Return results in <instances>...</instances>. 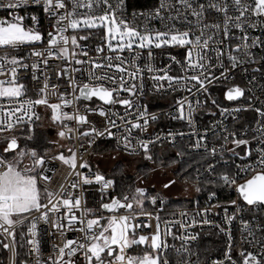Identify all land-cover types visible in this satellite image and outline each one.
Returning a JSON list of instances; mask_svg holds the SVG:
<instances>
[{
  "label": "snow or ice",
  "instance_id": "1",
  "mask_svg": "<svg viewBox=\"0 0 264 264\" xmlns=\"http://www.w3.org/2000/svg\"><path fill=\"white\" fill-rule=\"evenodd\" d=\"M30 8L37 11L29 14ZM129 8L128 0H0L7 13L0 16V246L8 252V264H25L17 261L16 246V229L25 225L35 264H202L200 252L193 250L199 234L189 232L197 225H211L225 237L222 254L206 255L203 264H264V101L251 88L230 83L236 69L246 76L250 66L259 65L253 73L264 68V0H157L146 11ZM156 20L161 27L153 26ZM158 56L166 57L160 65ZM54 63L58 83L50 84ZM145 73L149 91L181 94L170 115L189 128L187 134L169 130L145 138L158 119L141 103ZM29 77L43 81L35 98L27 95ZM217 94L229 103H221ZM82 102H88L83 112ZM38 106L50 111L61 139L72 138L69 122H74L77 137L87 138L81 148L84 143L91 148L97 139L115 141L116 151L142 156L156 167L180 165L177 175L192 168L195 192L208 186L204 206L195 201L190 219L180 212L184 220L175 223L181 235H173L169 221H163L162 231L157 208L163 209L165 200L159 193L129 185L122 195H109V188L116 190L115 179L93 173L74 148L67 156L59 152L47 158L49 149L36 144L33 134L41 118ZM245 112H253V120L240 123ZM92 115L98 121H91ZM203 115L213 119L201 128L197 117ZM229 118L232 127L225 123ZM178 140H187V147ZM165 142L178 147L167 165L152 151ZM49 159L68 165L78 177L66 194L63 185L58 194L40 186L50 179L44 174ZM145 178L136 179L143 184ZM189 179L190 173L185 183ZM175 183L169 179L162 187ZM93 184L101 198L95 210L82 206L75 194ZM225 189L236 199L220 201L218 192ZM221 211V222L209 218ZM249 212L253 215L246 218ZM40 221L63 238L47 260L39 258ZM237 221L239 240L232 232ZM69 231L80 235L66 238ZM168 236L180 239L181 246L170 245Z\"/></svg>",
  "mask_w": 264,
  "mask_h": 264
},
{
  "label": "built area",
  "instance_id": "2",
  "mask_svg": "<svg viewBox=\"0 0 264 264\" xmlns=\"http://www.w3.org/2000/svg\"><path fill=\"white\" fill-rule=\"evenodd\" d=\"M128 3L130 5L129 11L132 10V8H135L137 10H149L153 8L157 0H128ZM37 9L30 8L28 10V13L31 14L32 12H36ZM21 15H24V12L20 13ZM7 13L0 9V16H5ZM41 20L43 21V14L41 13ZM168 23L167 21H165ZM27 23V22H26ZM152 24L154 27H161V22L159 20L152 21ZM179 27V25H177ZM46 27V22H45ZM257 35L259 33H256ZM97 41L93 40L90 42V46L94 47ZM91 54V53H90ZM166 60V57H157L156 63L158 65L162 64ZM58 66V64H53L52 74L49 80V83H58L55 77V68ZM252 67H259V65H253L250 66L248 69V73L245 76L242 69H236L234 70L236 75L235 79L233 81H230L231 84H238L242 88H251L252 89V95L253 96H259L262 101H264V68L260 72L253 73ZM175 74V73H172ZM79 75V74H74ZM255 75L256 79L249 83L251 81L252 76ZM42 80L40 82H33L31 81L30 77L27 79L26 83L28 84V93L27 95L31 98H35L36 90L41 86ZM61 86V90H63V87L65 86L62 81L59 82ZM151 88V80L147 78V73H145V95L141 103L146 105V110L149 114H155L158 119L155 121V123H150V126L147 130V133L145 134V138H148L152 136L153 134H158L161 132L166 133L169 130L172 131H183L185 134H187L190 130L189 128L183 124L182 122L178 120L171 119V115L174 112L173 104L176 97L181 95L180 93H167L160 92L159 94L154 93L152 91H149L148 89ZM218 99L221 100V103L228 104L229 102L223 101V99L217 94ZM50 102H56L55 97H49ZM83 103L88 102H82L81 103V112H83ZM259 106L258 102H254ZM67 111H70L71 109H65ZM37 113L41 117V106H38L36 108ZM254 113L253 112H245L241 113L240 117V123L244 122H251L253 120ZM89 119L91 121H98L99 117L92 115L89 116ZM212 117L208 115H203L202 117H197L198 124L201 128H203L207 124L212 123ZM217 120L221 119L219 116L216 117ZM40 121V120H39ZM38 123V121H37ZM225 123L228 124L229 127H232V121L231 118L225 120ZM69 126L73 129V131L69 134L71 135V139H67L72 143V148L76 150L77 153V159L78 161L83 159L90 163L91 156L93 153V149L96 146L97 143H99L100 139H97L95 144L89 148L87 143H84V147L81 148L80 144L85 141L87 138H78L76 135V125L74 122H69ZM240 124H237L236 127H239ZM83 127L81 126L80 131H83ZM114 144V147L116 149L115 141H112ZM187 140L179 141L178 145L182 144L184 147H187ZM171 146L167 142L163 144H157L153 147H160V146ZM173 147V146H171ZM125 155H127L124 152H121ZM55 155H47V158L54 157ZM90 166V165H89ZM92 172H99L100 174L104 175L106 178H111L110 176H107L106 174L100 172L99 170L90 167ZM81 172H85L87 174V169H79ZM203 171V169H202ZM44 174L49 176L50 179L48 181H40L41 188H47L49 191L53 192L54 194H58L61 192V185H63V191L66 192L71 190L70 184L75 183L78 180V177L73 174V170L70 169L68 165L63 164L62 162L58 160H52L49 159L48 164L44 168ZM243 182L242 180H238V183ZM98 185H89V186H82V188L76 192L75 194L79 195L81 198V204L82 206H87L90 208H93L94 210L98 208V205L100 203V194L97 191ZM107 193L109 195H114L115 191L113 192L111 188L107 190ZM236 199V197H234ZM55 202V201H54ZM152 205H150L149 210L152 209ZM196 210V207H181V209H178L174 214H170L165 217H161V230L163 231L165 229V225L163 221H169V227H171L173 235L179 236L182 234V229L179 228V224L175 223L176 221H183L184 218L180 216V212H187L189 219L192 217ZM157 211H159V215L161 214L162 209L157 208ZM261 213H264V209L261 210ZM33 215H37V213H33ZM253 213L249 212L246 214V218L252 216ZM53 217L51 214L49 215V220H51ZM209 218L217 223L221 222L223 219V213L222 211L219 214H210ZM264 218V217H262ZM154 227V224H153ZM239 228V222L237 221L232 225V232L234 235V238L236 240H239L240 233L238 231ZM146 231H152V229H146ZM23 232L24 236L22 237L20 233ZM190 233H198V239L194 242L193 250L200 252V247H202V238L205 233H211L210 241L213 243V247L215 248L216 253L212 254L213 257H218L222 254L225 246V237L222 233H218L217 230L211 226V225H204V226H195L194 228L189 230ZM16 246H17V261L19 262V254L23 252L24 258L22 261L25 262V264H35L36 256L30 255L31 245L27 243L28 234L25 226H18L16 229ZM80 234L74 231H69L65 233L66 238L75 239ZM38 241V246L40 249L39 252V258L41 260H47L49 256H55V252L53 249L54 245H59L63 242V238L60 236L59 232L56 229L51 228L50 224H45L43 221H40L38 223V235L36 237ZM168 243L170 245H174L175 247L179 248L181 246L182 241L180 239H173L172 236L167 237ZM236 251H233V256H236ZM201 254V253H200ZM168 256L170 259L175 260L176 256L174 253L169 252ZM203 256H201V261L203 264ZM0 264H8V252L0 246Z\"/></svg>",
  "mask_w": 264,
  "mask_h": 264
},
{
  "label": "rangeland",
  "instance_id": "3",
  "mask_svg": "<svg viewBox=\"0 0 264 264\" xmlns=\"http://www.w3.org/2000/svg\"><path fill=\"white\" fill-rule=\"evenodd\" d=\"M41 115L42 116L40 123L37 125V128L33 131V134L35 131L38 132L36 140H38L39 138L45 141L42 143H44V146L49 149L47 155L56 156L57 153L63 152L67 156V149L72 148L71 142L68 141L66 138L61 139L56 135L58 128L56 125L52 124L49 118L50 111L43 106H41ZM48 141H54V143L49 144L47 143ZM21 143H23V141H21ZM162 151L172 152L174 150H172L170 147L165 146ZM118 162H122L124 164L125 171L127 174L134 175L137 173L138 168L148 161L143 160L142 156L125 155L121 152L116 151L115 149V151H110L104 154L95 153L93 151L89 165L90 167L95 168L100 172L108 175ZM154 167L156 168V170L151 171L149 173V175L145 178L144 183L139 184V181L137 180L136 186L138 185L141 187H145L146 189H152L153 185H155V188L153 189L157 191V193H159L161 197L164 198V200L192 199L195 197L196 192L192 187L193 183L189 180L187 183H185L186 179L175 177L173 170L176 167L164 168L156 167L153 165L152 168ZM169 179L175 180L176 183L169 189H164L162 187V184L167 182V180Z\"/></svg>",
  "mask_w": 264,
  "mask_h": 264
},
{
  "label": "trees",
  "instance_id": "4",
  "mask_svg": "<svg viewBox=\"0 0 264 264\" xmlns=\"http://www.w3.org/2000/svg\"><path fill=\"white\" fill-rule=\"evenodd\" d=\"M40 120H41V118H40ZM39 123H40V121H38V123L36 122V124L34 126V130L37 128V125ZM35 132H37V131H35ZM35 132H34L35 143L39 144L41 147H45L44 146L45 144L42 143V142H45L44 140H41L39 138H38V140H36L37 139L36 136L38 135V132L37 133H35ZM179 145H181V144H179ZM165 146L170 147L174 151H172V152L162 151V149ZM165 146L156 147V148L152 149V151H153L155 156L159 157V159L161 161H163L165 165H167L171 159L176 158L175 153L178 150V147H171L168 145H165ZM93 151L95 153L104 154V153H107L110 151H115V147H114V144L112 141L102 140L96 144ZM185 159H190V158L185 157ZM196 159H199V157L196 156ZM152 166L153 165L150 162H146L138 168L136 174L129 175L125 171L124 164L122 162H118L115 165V167L110 171V173L107 175V176H110L111 178H114L116 181V190H115L114 195H122L125 191H127V188L129 185H132L133 187L136 186V181H137L136 178L139 175L147 177L149 175V173L151 172ZM171 167L172 168L176 167L173 170L175 177L186 179L188 173H190L192 176V179H189V181L194 183L195 173L193 172L192 168L188 169V173H183V174L177 175V170H179L180 165H178V164L172 165ZM171 167H169V168H171ZM194 167H195V165H194ZM164 168H166V167H164ZM202 169L203 168H201V172H203ZM201 188H202V191L200 193H196L195 197L192 199H181V200L167 199V200H165V207H163L160 216L165 217V216H168L170 214H174L178 209H181V207H196L195 201H199L200 205L204 206V204L206 202V198H207L208 186L201 184ZM148 191L150 193H153V194L157 193V191H155L153 188L148 189ZM234 197H236V193L234 191H229V190L225 189L224 191L218 192V198L222 202L226 201L228 198L234 199ZM148 208H150V205L148 206ZM210 238H211V233H205L203 235L202 247H200V253H201V256H203V258L206 255H209V254L212 255V254L216 253L215 248L213 247V243L210 241ZM19 256H20L19 261H22V259L24 258L23 252H21L19 254Z\"/></svg>",
  "mask_w": 264,
  "mask_h": 264
}]
</instances>
